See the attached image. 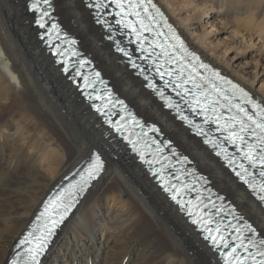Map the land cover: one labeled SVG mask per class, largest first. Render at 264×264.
Here are the masks:
<instances>
[{
  "label": "bare ground",
  "instance_id": "bare-ground-1",
  "mask_svg": "<svg viewBox=\"0 0 264 264\" xmlns=\"http://www.w3.org/2000/svg\"><path fill=\"white\" fill-rule=\"evenodd\" d=\"M208 1L219 7L218 15L255 11L264 20V0ZM27 2L0 0V264L12 258L13 246L25 247L24 238L30 232L36 209L54 185L94 150L104 157L105 170L37 264H220L208 243L126 146L113 138L95 109L62 73L38 35L35 12L30 11ZM157 2L197 54L264 104V89L257 88L252 79L210 48L193 29L194 22L185 18L174 2ZM52 4L58 22L79 39V47L91 56L113 90L139 116L158 123L173 144L190 155L196 168L207 174L212 186L225 194L264 236V209L260 203L126 66L112 42L104 38L84 0H52ZM3 120L11 123V131L3 129ZM70 233L62 252L53 253ZM36 248L40 249L38 244Z\"/></svg>",
  "mask_w": 264,
  "mask_h": 264
},
{
  "label": "rangeland",
  "instance_id": "rangeland-1",
  "mask_svg": "<svg viewBox=\"0 0 264 264\" xmlns=\"http://www.w3.org/2000/svg\"><path fill=\"white\" fill-rule=\"evenodd\" d=\"M171 1L176 4V8L185 18L192 23L194 22L193 29L197 34L199 33L205 38L210 48H214L221 53L225 62L231 65V67L243 72L247 77L252 79L257 88L262 87L264 89V20H262V16L256 15L255 11H253V14L246 12V14L242 13L235 16H221L218 15L219 7L208 0ZM1 123L5 131L12 130L11 123L8 120H3ZM105 201L106 199H104ZM106 205H109V203L106 202ZM39 207L36 209V212ZM108 231L109 228L102 231V234L106 235ZM70 235L71 233L62 239L59 247L53 253L57 251L62 252L64 247L63 242ZM139 244H136L135 248ZM100 247L102 248V244ZM78 252L79 250L75 251L76 256H78Z\"/></svg>",
  "mask_w": 264,
  "mask_h": 264
},
{
  "label": "snow or ice",
  "instance_id": "snow-or-ice-1",
  "mask_svg": "<svg viewBox=\"0 0 264 264\" xmlns=\"http://www.w3.org/2000/svg\"><path fill=\"white\" fill-rule=\"evenodd\" d=\"M45 2H47V0H45ZM149 2H150V0H149ZM41 26H43V25H41ZM205 67H206V66H205ZM241 111H243V109H241ZM261 175H264V172H262ZM262 191H264V190H262ZM260 198H261L262 200H264V196H261ZM64 219H65V217L62 216V217L60 218L61 222H62ZM52 223H53V226H54V227H53L52 229H49V235L52 234V232L54 231L55 226H56L59 222H57V221H53ZM247 230L250 231V232H254V229H252L251 226H248V227H247ZM259 243L264 244V240L259 241ZM41 251H43V248H41ZM261 255H264V253H261Z\"/></svg>",
  "mask_w": 264,
  "mask_h": 264
},
{
  "label": "water",
  "instance_id": "water-1",
  "mask_svg": "<svg viewBox=\"0 0 264 264\" xmlns=\"http://www.w3.org/2000/svg\"><path fill=\"white\" fill-rule=\"evenodd\" d=\"M44 47L46 48L47 51H49V47H48V46H45V45H44ZM76 208H77V207H76ZM74 211H75V210H74Z\"/></svg>",
  "mask_w": 264,
  "mask_h": 264
}]
</instances>
